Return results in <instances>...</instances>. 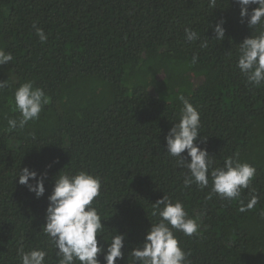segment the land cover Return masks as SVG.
<instances>
[{
	"label": "trees",
	"instance_id": "1",
	"mask_svg": "<svg viewBox=\"0 0 264 264\" xmlns=\"http://www.w3.org/2000/svg\"><path fill=\"white\" fill-rule=\"evenodd\" d=\"M221 20L222 41L213 30ZM185 28L199 39L186 41ZM256 34L235 0L214 7L209 0H0V49L13 56L0 65L8 85L0 90V264H20L21 246L45 250V264H58L42 232L47 197L56 175L81 170L101 179L94 206L106 240L126 237L116 264H129L164 195L199 218L196 234L176 233L188 264H264V84H248L236 67L238 44ZM27 81L49 102L38 120L9 130L7 119L19 117L14 91ZM180 95L200 113L195 143L214 168L228 157L256 168L240 198L246 204L257 195L252 210L209 199L210 175L203 190L183 186L187 169L167 156L165 139L183 107ZM25 167L37 178L47 173L42 197L19 184Z\"/></svg>",
	"mask_w": 264,
	"mask_h": 264
},
{
	"label": "clouds",
	"instance_id": "2",
	"mask_svg": "<svg viewBox=\"0 0 264 264\" xmlns=\"http://www.w3.org/2000/svg\"><path fill=\"white\" fill-rule=\"evenodd\" d=\"M209 2L214 7L216 0ZM235 3L240 7L241 22L246 21L248 28L257 33L238 44L236 67L248 84L259 87L264 84V0H235ZM253 5L256 7L249 11ZM224 23L221 20L215 25L214 39H224ZM33 28L40 41L46 42L48 37L43 29L35 24ZM185 38L191 42L198 40L199 36L190 28H185ZM207 46V41L201 43L202 48ZM12 60L11 53L0 49V65ZM196 60L197 57L194 56L192 62L195 63ZM7 86V81H0V90ZM178 99L183 107L178 121L165 139L167 156L176 159L177 167L187 169L183 186L188 188L196 184L203 190L209 186L210 175L212 186L209 199L215 194L222 200H238L239 211L242 213L252 210L259 202L257 195H251L246 204L240 198L243 190L250 189L256 168L231 157L224 159L223 167L214 168L213 156L209 155L207 149H202L195 143L200 134V113L183 95ZM13 101L19 117L7 119L9 130L23 129L29 121L38 120L49 98L42 88L34 87L31 81H27L16 88ZM185 152L186 155H182ZM17 176L19 184L26 186L37 198L45 194L44 180L47 173L37 178L36 171L25 167L19 170ZM30 179L35 183H29ZM100 191L101 179L87 171L56 175L52 192L47 197L48 206L42 232L55 249L58 264H101L98 259L101 255L103 264H116L118 259L124 258L122 249L125 235L115 233L107 240L103 235L105 226L94 206ZM152 216L156 218V222H151L142 244L128 253L129 264H188V254L180 247L176 233L180 232L189 237L196 234L201 226L198 223L199 218H190L182 202H173L166 195L153 204ZM98 236L107 244L106 248L100 243ZM47 254L42 249L24 251L23 246L18 249L20 264H45Z\"/></svg>",
	"mask_w": 264,
	"mask_h": 264
}]
</instances>
